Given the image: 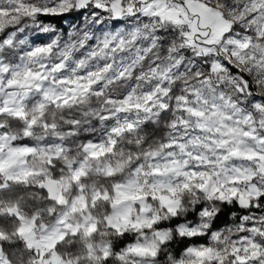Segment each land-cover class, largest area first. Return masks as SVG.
<instances>
[{
    "label": "snow or ice",
    "instance_id": "6c2138e0",
    "mask_svg": "<svg viewBox=\"0 0 264 264\" xmlns=\"http://www.w3.org/2000/svg\"><path fill=\"white\" fill-rule=\"evenodd\" d=\"M70 15L86 27L44 19ZM110 87L95 111L119 126L73 157L50 110ZM160 120L165 135L118 152ZM21 186L43 204L26 211ZM20 249L29 264H264V0H0V264Z\"/></svg>",
    "mask_w": 264,
    "mask_h": 264
},
{
    "label": "clouds",
    "instance_id": "9594fccd",
    "mask_svg": "<svg viewBox=\"0 0 264 264\" xmlns=\"http://www.w3.org/2000/svg\"><path fill=\"white\" fill-rule=\"evenodd\" d=\"M118 94V88L110 87L105 89V95L89 99V101L83 106L76 108L73 112H68L66 115L55 108L50 110V115L54 114L56 116V123L59 126V133L62 134L63 138L68 141L74 140V143H71L69 145L70 149L72 150L73 157H75L76 155L75 149L78 148L81 144L85 143L87 141V138H106L109 132L111 131L113 125L119 126L117 125L116 120L113 121L112 125H109L103 120L98 119L97 117L99 113L95 111L97 107H104L103 101L106 99L107 95ZM73 118L77 119L80 122L79 127L75 129H69L68 123H70ZM70 131L74 132V136L69 135ZM165 134V120H160L159 123L147 128L140 126L133 133H130L128 135H120L118 140V152L123 151V153L127 155V153L129 152L138 151L139 146L136 144V140L138 137L143 138V140L148 141L150 143L153 139L158 140L160 136ZM37 135H40V133L38 132ZM19 192H23V195H16V198L23 203L26 211L31 212L36 207H39L43 204V201L40 200L39 197L34 196L31 189L25 190L24 186H21L19 189L16 190V193ZM29 260L30 257L24 253L23 249L17 250L16 254L13 256V264H29Z\"/></svg>",
    "mask_w": 264,
    "mask_h": 264
},
{
    "label": "trees",
    "instance_id": "16d2710c",
    "mask_svg": "<svg viewBox=\"0 0 264 264\" xmlns=\"http://www.w3.org/2000/svg\"><path fill=\"white\" fill-rule=\"evenodd\" d=\"M81 15L79 17H77L76 15H70L64 18H44L46 21L50 20L54 25H58L59 28L63 31L64 29H66V26L64 25V23H67L68 25H72L74 24L76 21H78V19H80ZM15 195H23V192H19V193H15ZM122 246V245H121Z\"/></svg>",
    "mask_w": 264,
    "mask_h": 264
},
{
    "label": "rangeland",
    "instance_id": "374dc122",
    "mask_svg": "<svg viewBox=\"0 0 264 264\" xmlns=\"http://www.w3.org/2000/svg\"><path fill=\"white\" fill-rule=\"evenodd\" d=\"M64 25L66 26V29L63 30L64 33H67L68 31L72 30V26L73 25H76L78 26L81 30H83L85 27H86V16L85 15H81L80 19H78V21H76L74 24L72 25H68L67 23H64ZM122 27V26H121ZM100 28V25H97L96 26V29H99ZM107 28H113V25L111 23H109L107 25ZM106 28V30H107ZM97 34H100V33H97ZM55 38V37H53ZM67 37L65 36V39Z\"/></svg>",
    "mask_w": 264,
    "mask_h": 264
}]
</instances>
